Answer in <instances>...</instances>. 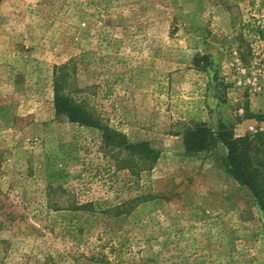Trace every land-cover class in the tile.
Listing matches in <instances>:
<instances>
[{
	"label": "rangeland",
	"instance_id": "374dc122",
	"mask_svg": "<svg viewBox=\"0 0 264 264\" xmlns=\"http://www.w3.org/2000/svg\"><path fill=\"white\" fill-rule=\"evenodd\" d=\"M150 161L55 108V84ZM264 0H0V264H264L218 141L264 133Z\"/></svg>",
	"mask_w": 264,
	"mask_h": 264
},
{
	"label": "trees",
	"instance_id": "16d2710c",
	"mask_svg": "<svg viewBox=\"0 0 264 264\" xmlns=\"http://www.w3.org/2000/svg\"><path fill=\"white\" fill-rule=\"evenodd\" d=\"M54 91L56 111L66 114L79 124L99 127L103 131L105 146L125 148L132 155L145 157L150 165L156 160V152L148 143H131L123 132L110 126H102L95 113L64 94L57 81ZM218 141L228 148L229 172L251 189L264 212V133L253 137H235L233 129L223 122H220L217 131L201 122L187 128L183 134V144L188 151H206L215 147Z\"/></svg>",
	"mask_w": 264,
	"mask_h": 264
}]
</instances>
